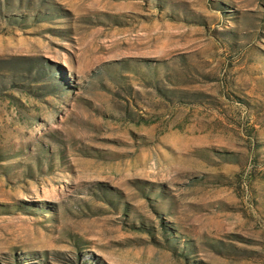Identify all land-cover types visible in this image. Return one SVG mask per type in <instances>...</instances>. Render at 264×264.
Wrapping results in <instances>:
<instances>
[{
  "label": "rangeland",
  "instance_id": "obj_1",
  "mask_svg": "<svg viewBox=\"0 0 264 264\" xmlns=\"http://www.w3.org/2000/svg\"><path fill=\"white\" fill-rule=\"evenodd\" d=\"M0 264H264V0H0Z\"/></svg>",
  "mask_w": 264,
  "mask_h": 264
}]
</instances>
